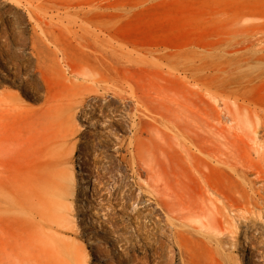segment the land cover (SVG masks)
Masks as SVG:
<instances>
[{"label":"rangeland","instance_id":"rangeland-1","mask_svg":"<svg viewBox=\"0 0 264 264\" xmlns=\"http://www.w3.org/2000/svg\"><path fill=\"white\" fill-rule=\"evenodd\" d=\"M84 1L100 3L103 6L102 22L106 28L114 31L113 34L120 43H117L116 49L108 43L104 46L95 44L93 33L86 32L93 46L98 47L110 62L118 66L120 75L116 88L121 90V93L117 99L112 97L115 95L111 91L102 96V102L109 104L107 113L111 116V122L101 124L103 122L88 112L91 117L88 120L94 124L79 119L77 123L81 133L75 140H83L85 134V137H88L92 132L95 138L99 137L96 145L98 149L95 148L94 153L99 156L104 169L96 173V177L103 182L104 197L109 198L104 205L106 212L120 226L126 239L127 250L131 254L145 257L146 251L157 246H166V241L168 243L167 238L157 237L155 240L148 234L144 226L145 220H142L144 217L138 220L136 213L138 210L145 211V215L148 203H134L132 206L133 191L136 196L148 200L151 189L148 187V165L146 167L140 161L133 164L131 148L128 145L130 140L133 141L134 148L150 151L153 160H157L160 166L175 170L177 175L170 177L172 185L182 184L195 192L204 187L205 182H209L226 192L225 186L228 183L238 185L239 182L247 187L246 191L253 204L263 207L260 201L264 188V163L258 151H264V39L261 42L256 41V37L251 39L243 24L235 23V18L251 8H256L264 15V0ZM55 5L54 0H0V53L2 51L5 61L3 63L0 60V93L4 87L16 92L17 89L11 83V71L13 66H18L12 65V61L16 57L23 60V57L26 59L30 55L29 46L21 51V55L20 51L18 52L20 47L24 46V39H28L32 34V21L27 12L34 8L37 11H51ZM47 16L50 20L53 15L50 12ZM73 18L75 16H69L64 21H72ZM53 21L59 22L55 17ZM80 23V19L76 18L71 26H78ZM262 35L264 36H260L263 37ZM32 66V63L26 64L21 69L22 75H31ZM93 82L89 81L80 86L81 92L87 93V102L92 99L88 87L95 89L97 86ZM34 83L38 84L35 79ZM99 85L115 87L113 82ZM40 91L43 93L42 89ZM21 93L26 103L34 108H40L43 104L42 94L36 95L38 100L28 101L23 83ZM111 102H115L114 105ZM190 104L199 105L201 117L190 115V118H187L186 106ZM223 104H228L235 113L252 116V119L254 117L253 122L258 128V133L252 137L253 140L247 126V138L242 131L238 133V137L230 134L226 138L214 133L223 125L229 124L230 118ZM115 105L118 107L117 111H114ZM113 115H116L114 122ZM185 126L189 128L188 135L184 132ZM32 129V134L41 130L40 127ZM192 131L198 133L197 137L189 136L193 135ZM109 138L121 144L122 148L114 149L107 141ZM189 152L195 153L197 161L185 157ZM79 161V155L76 154L70 160V166L75 167L77 190L80 189V194L87 195L86 184L79 178L82 173ZM213 166L220 170L213 169ZM237 174L245 175V178L241 179ZM227 175L228 180L230 176V182ZM175 178L178 183L173 181ZM136 182L141 189L136 187ZM80 200L81 198L74 200L73 220L76 227L70 234V240L78 245H86L88 264H95V250L87 243L83 232L86 220L83 218ZM220 203H223L222 198ZM259 219L257 211V226L246 227L241 222L242 219L236 218L235 222L239 227L238 232L234 234L237 245L233 246L230 240L225 241L221 247L204 242L195 245L192 241L188 242V245L198 251L211 248L221 253L215 255L218 260L230 264H247L243 247L245 250L249 248V237L254 235L259 241V246H255L256 258L257 255H262L261 259L259 257L262 264L264 218ZM163 241L164 244H160ZM104 243L110 245L109 242ZM179 258L178 256V264L181 262ZM256 258L255 263L260 264ZM210 261L204 257L200 258V264H209Z\"/></svg>","mask_w":264,"mask_h":264},{"label":"bare ground","instance_id":"bare-ground-1","mask_svg":"<svg viewBox=\"0 0 264 264\" xmlns=\"http://www.w3.org/2000/svg\"><path fill=\"white\" fill-rule=\"evenodd\" d=\"M54 2L56 5L52 7L53 10H46V13L35 8L27 12L32 21V34L24 41L21 39L26 43L20 41L24 46L19 45L18 52L21 55V51L29 46L30 55L26 59L16 57L12 61V65L18 66H13L11 71V83L17 89L16 92L4 87L0 93V264H88L86 245H78L70 240V234L76 227L73 220L76 198H81L80 206L86 220L83 232L87 243L95 250V264H178V256L181 261L179 264H200L202 257L210 259L209 264H230L216 258L215 255L221 253L211 248L198 251L189 246L188 242L192 241L195 245L199 242L213 243L221 247L225 241L230 240L233 246L237 245L234 236L239 229L236 218L242 219L241 222L246 227L257 226V211L258 219L264 218V188L260 201L263 207H260L253 204L246 191L247 187L239 182L234 185L230 182V176L228 180V175L226 177L230 183L225 186L226 192L209 182H205L204 187L195 192L182 184L174 186L170 177L177 175L175 170L160 166L157 160H153L150 151L134 148L132 140L128 145L131 148L133 164L140 161L145 166L148 165V187L151 189L148 200L136 196L133 191L132 206L134 203H148L146 214H143L145 211L138 210L137 218H145L142 219L145 220L144 226L155 240L157 237L167 238L168 243L166 241L164 246V241L159 242L163 246L148 249L144 258L127 250L120 226L106 212L104 205L109 198L104 197L103 182L96 177V173L104 169L99 156L94 153V149H98L96 145L99 137L95 138L91 131L88 137H85L87 134L82 137L83 140H75L81 133L77 123L79 119L94 124L88 120L91 119L88 112L103 122L101 124L111 122V116L107 113L109 104L102 102V96L111 91L115 95L112 97L117 99L121 93L116 88L120 75L118 66L110 62L98 47L93 46L86 32L93 33L95 44L104 46L108 43L116 49L119 42L113 34L114 31L106 28L102 22L104 8L100 3L84 0ZM50 12L53 16L48 20L47 15ZM69 16L75 18L64 21ZM54 17L59 22H54ZM76 18L81 23L71 26ZM235 23L243 24L251 39L256 37V41H263L264 36L260 35L264 34V15L256 8L244 10L235 18ZM3 56L1 51L0 60L4 63ZM29 63L33 64L30 67L31 75L24 76L21 69ZM34 79L38 82L37 85ZM89 81H94L97 86L95 89L88 87L92 99L87 102V93L81 92L80 86ZM104 82H113L115 87L99 85ZM22 83L27 91L25 94L28 101L34 102L38 100L36 95H43L40 108H34L22 98ZM129 85L130 83L127 84ZM223 106L230 118L229 124L223 125L214 133L226 138L230 134L238 137V133L242 131L246 137L247 126L253 140L252 137L258 133L253 122L254 117L252 119V116L235 113L228 104ZM117 108L115 105L114 111ZM186 109L187 118L190 115L199 116L201 112L197 104H190ZM26 121L28 122L23 123ZM114 121L116 115H113ZM33 127H40L41 130L32 134ZM188 131V126H185L184 132L187 135ZM191 133L193 135H189L190 137H197V132ZM72 141L74 142L69 147ZM107 141L114 149L122 148L121 144L110 138ZM258 153L264 163V151ZM76 154L79 155L82 171L79 178L86 184L87 195H82V191L77 190L75 167L70 166V160ZM185 157L197 161L193 152L187 153ZM213 169L220 170L216 166ZM237 175L241 179L245 178V175ZM173 181L178 183L177 178ZM262 183L264 184V175ZM135 185L141 189L137 182ZM221 198L223 203L219 204ZM262 235L261 231L260 236ZM248 241L249 248L245 246V250L243 247L244 258L247 257V264H256L255 246L258 245V237L250 236ZM263 250L264 248L261 249L262 254ZM259 255L256 261L259 257L261 259L262 255ZM257 262L260 263V260Z\"/></svg>","mask_w":264,"mask_h":264}]
</instances>
